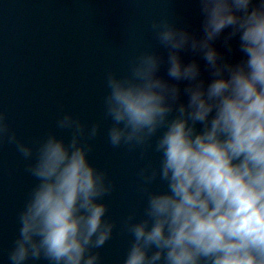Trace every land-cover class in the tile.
I'll use <instances>...</instances> for the list:
<instances>
[{"label": "clouds", "instance_id": "9594fccd", "mask_svg": "<svg viewBox=\"0 0 264 264\" xmlns=\"http://www.w3.org/2000/svg\"><path fill=\"white\" fill-rule=\"evenodd\" d=\"M197 3L199 32L156 19L167 55L145 49L126 72L105 76L109 143L160 157L138 170L147 200L141 218L124 222L132 240L122 264H264V0ZM225 29L229 48L238 36V61L215 44ZM187 49L210 78L198 59L185 60ZM101 128L66 111L56 129L70 136L54 129L28 142L0 108V142L15 146L35 179L9 264H102L117 222L104 199L114 184L90 156Z\"/></svg>", "mask_w": 264, "mask_h": 264}, {"label": "water", "instance_id": "95a60500", "mask_svg": "<svg viewBox=\"0 0 264 264\" xmlns=\"http://www.w3.org/2000/svg\"><path fill=\"white\" fill-rule=\"evenodd\" d=\"M162 17L197 32L202 24L197 0H0V108L7 110L18 134L28 142L54 129L70 136V130L56 129L66 111L89 124L102 122L90 156L114 184L104 199L108 215L117 222L112 237L99 249L102 264H122L132 240L124 222L132 213L141 218L147 200L138 170L149 162L156 167L160 158L144 146L109 143L105 76L109 71L126 72L145 49L167 55L152 27ZM228 31L215 44L228 59L238 61L243 56L238 36L232 37L229 48ZM183 56L186 61L198 59L202 75L210 78L199 53L187 49ZM161 74L167 75L166 65ZM180 83L183 89L187 81ZM26 165L14 145L0 142V264H9L18 213L35 182Z\"/></svg>", "mask_w": 264, "mask_h": 264}]
</instances>
